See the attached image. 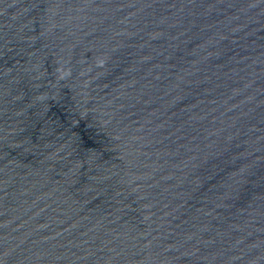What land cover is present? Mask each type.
Segmentation results:
<instances>
[{
    "label": "water",
    "instance_id": "1",
    "mask_svg": "<svg viewBox=\"0 0 264 264\" xmlns=\"http://www.w3.org/2000/svg\"><path fill=\"white\" fill-rule=\"evenodd\" d=\"M0 264H264V0H0Z\"/></svg>",
    "mask_w": 264,
    "mask_h": 264
}]
</instances>
